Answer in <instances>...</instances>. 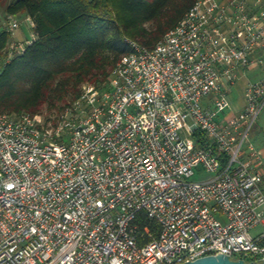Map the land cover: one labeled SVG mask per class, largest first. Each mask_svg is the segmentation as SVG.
Segmentation results:
<instances>
[{
	"label": "built area",
	"instance_id": "2783aa9c",
	"mask_svg": "<svg viewBox=\"0 0 264 264\" xmlns=\"http://www.w3.org/2000/svg\"><path fill=\"white\" fill-rule=\"evenodd\" d=\"M31 42H8L0 75ZM127 43L54 121L0 114V264L261 263L264 0H198L153 47Z\"/></svg>",
	"mask_w": 264,
	"mask_h": 264
},
{
	"label": "trees",
	"instance_id": "16d2710c",
	"mask_svg": "<svg viewBox=\"0 0 264 264\" xmlns=\"http://www.w3.org/2000/svg\"><path fill=\"white\" fill-rule=\"evenodd\" d=\"M196 1L0 0L6 16L34 23L32 42L0 75V114L63 110L84 84L102 88L128 41L153 47ZM10 37L0 32V51Z\"/></svg>",
	"mask_w": 264,
	"mask_h": 264
},
{
	"label": "rangeland",
	"instance_id": "374dc122",
	"mask_svg": "<svg viewBox=\"0 0 264 264\" xmlns=\"http://www.w3.org/2000/svg\"><path fill=\"white\" fill-rule=\"evenodd\" d=\"M5 6H1L0 7V32L4 29L5 24L7 23V17L6 13L4 12ZM12 20H16L19 24L20 27L14 31L13 36L10 37L9 42L12 41H30L31 40V34H32V29L30 27V25L26 22V18L24 17H19V16H15L12 17ZM250 78L252 77V75H248ZM86 85H90V86H94L91 83H86L83 86ZM82 86V88H83ZM96 87V86H94ZM81 88V91L83 90ZM240 96L237 94L235 95L231 100V106L234 107L235 103L237 101V99H239ZM66 110V108H64L63 110H48L46 107H44L40 113L34 114V115H40L42 118H44L45 120H52L54 121V119L56 117H58L59 115H61L62 113H64ZM15 115V114H14ZM249 140L250 142H252L254 145H264V110L261 112L260 116L258 117V119L256 120V122L254 123V125L251 128L250 131V136H249Z\"/></svg>",
	"mask_w": 264,
	"mask_h": 264
},
{
	"label": "crops",
	"instance_id": "0c3cea01",
	"mask_svg": "<svg viewBox=\"0 0 264 264\" xmlns=\"http://www.w3.org/2000/svg\"><path fill=\"white\" fill-rule=\"evenodd\" d=\"M34 36L33 34V29H32V34H31V39ZM18 41V40H16ZM21 42V41H20ZM252 75L250 78L248 75ZM262 71L261 69H254V70H248L244 72L241 77L239 78L237 85L231 90L229 94V100H231L235 95H239L240 98L237 99L235 106L233 107V110L227 113V116H233L237 115L239 111H241L245 105V100H244V91L246 88V85L249 81H257L262 77ZM232 101V100H231ZM250 141V140H249ZM262 155L263 161H264V145H254L252 142H250ZM263 184H264V178H263Z\"/></svg>",
	"mask_w": 264,
	"mask_h": 264
},
{
	"label": "water",
	"instance_id": "95a60500",
	"mask_svg": "<svg viewBox=\"0 0 264 264\" xmlns=\"http://www.w3.org/2000/svg\"><path fill=\"white\" fill-rule=\"evenodd\" d=\"M183 264H264V259L261 263H246L243 260H231L228 256L218 254L207 257L199 258L195 261L183 263Z\"/></svg>",
	"mask_w": 264,
	"mask_h": 264
}]
</instances>
